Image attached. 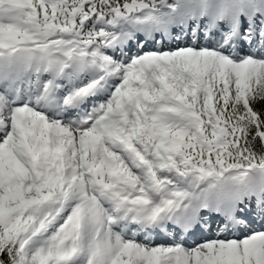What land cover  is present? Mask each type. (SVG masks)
<instances>
[{
  "label": "snow or ice",
  "instance_id": "1",
  "mask_svg": "<svg viewBox=\"0 0 264 264\" xmlns=\"http://www.w3.org/2000/svg\"><path fill=\"white\" fill-rule=\"evenodd\" d=\"M0 264H264V0H0Z\"/></svg>",
  "mask_w": 264,
  "mask_h": 264
}]
</instances>
